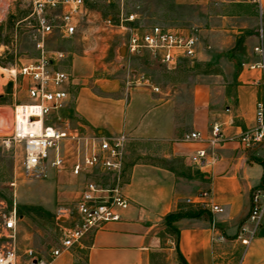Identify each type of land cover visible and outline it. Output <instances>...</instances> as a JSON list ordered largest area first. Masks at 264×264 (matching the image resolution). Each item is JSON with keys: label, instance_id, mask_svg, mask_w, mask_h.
Segmentation results:
<instances>
[{"label": "crops", "instance_id": "1", "mask_svg": "<svg viewBox=\"0 0 264 264\" xmlns=\"http://www.w3.org/2000/svg\"><path fill=\"white\" fill-rule=\"evenodd\" d=\"M219 4L221 12L215 15L219 50L201 51V41L213 26L199 29L195 62L214 66L222 49L237 44L249 56L244 60L242 50L237 54L229 51L224 68L217 67L194 84L187 106L178 102L181 90L168 86L169 82L157 86L160 95L143 85L133 87L128 99L123 98L118 84L121 75L117 73L126 60L117 55L121 39L113 49V67L100 60L104 56L101 49L96 54L65 51L52 63L67 58L60 70L69 79L63 84L67 98L63 107L51 112V123L62 120L89 134L122 131L127 136L121 189L128 205L115 210L118 219L91 229L57 259L58 264H181L178 254L186 264H264V235H254L247 245L240 243L244 235L241 228L250 227L246 220L250 193L263 173L257 159L264 161V141L244 147L237 139L240 132L256 125V104L264 95V68L258 67L259 63L264 65L261 17L259 37L257 34L250 42H243L240 34L253 27L255 7L240 2ZM253 30L248 31L249 36ZM255 47L262 48V56ZM250 64L257 66L250 68ZM165 94L171 97L164 99ZM213 124L220 126V142L211 145L206 140H181L189 131H198L207 139ZM140 146L145 151L138 154L144 160L125 163V154ZM199 148L207 154L214 151L217 160L211 166H192L188 155ZM68 174L78 181L77 195L84 175ZM203 190L208 194L199 200L219 205L221 212L184 202ZM179 209L201 214L167 224L165 216ZM67 217L62 223H68ZM259 224L264 229V214Z\"/></svg>", "mask_w": 264, "mask_h": 264}, {"label": "built area", "instance_id": "2", "mask_svg": "<svg viewBox=\"0 0 264 264\" xmlns=\"http://www.w3.org/2000/svg\"><path fill=\"white\" fill-rule=\"evenodd\" d=\"M30 19L34 33L38 36L35 46L39 55L26 63L9 70L27 79V102L14 107L13 124L8 134L0 136V146L9 148L19 145L17 159L19 174L31 178H43L47 175L46 166L63 169L68 167L71 175H84V182L72 204L68 223L57 226L58 245L51 247L46 257H37L31 248L17 252L15 236V208L8 213H0V236L8 241L0 244V264H58L57 259L73 245L79 243L91 229L100 227L107 221L118 219L116 209L125 208L128 199L121 189V172L124 145L127 136L124 132L113 135L86 133L80 127L70 126L59 120L51 123L49 116L53 110L63 107L67 90L63 84L69 75L53 68L52 63L63 57L61 51H45L43 38L55 32L65 38L73 35L83 20L87 21L88 10L83 0H29ZM110 3L113 0H104ZM122 1V0H119ZM215 3L240 2L255 7L257 15L262 16V0H214ZM57 12V14H54ZM137 14L125 13L122 7L112 20L107 16L104 27L112 30L121 38L124 45L125 69L135 77L134 83L149 86L157 92L158 87L149 82L142 73L130 70L131 58H146L161 64L166 69H175L178 65L192 64L198 52L199 37L196 29L167 27L158 24L139 26L135 24ZM56 18V19H55ZM262 56V48L255 47ZM256 65L250 64L249 67ZM258 67L264 68L263 63ZM256 125L252 129L240 132L237 139L244 147L264 141V104L257 102L255 111ZM222 133L218 124L210 127L207 139L198 131H189L181 136L183 141H203L214 145L220 142ZM50 154V156H49ZM192 166L201 168L211 166L217 155L209 154L205 149H196L188 155ZM11 186L14 182L10 183ZM208 191H200L194 197L184 198L188 204L208 207L211 212H221L222 207L215 203L199 200L207 196ZM2 204V202H0ZM264 214V188H253L250 193V205L246 220L249 228H241L244 234L240 243L247 245L254 236L256 228ZM21 255L25 260H21Z\"/></svg>", "mask_w": 264, "mask_h": 264}, {"label": "rangeland", "instance_id": "3", "mask_svg": "<svg viewBox=\"0 0 264 264\" xmlns=\"http://www.w3.org/2000/svg\"><path fill=\"white\" fill-rule=\"evenodd\" d=\"M83 2L89 12L87 21L83 20L70 37L62 38L55 32L45 36L43 38L45 51L96 54L101 49L100 54L104 56L100 60L106 64V67H113L115 65L113 49L121 38L104 27L103 20L107 16H111L114 20L120 7L125 13L135 12L137 14L135 24L141 27L158 24L196 29L198 34L199 29L213 26L210 34L201 41V51L219 50L216 48V41L220 35L216 29L215 15L221 12L222 5L215 3L214 0H113L110 3L104 0H83ZM29 11V0H0V136L10 132L14 119V107L27 102V79L17 74L13 77L9 70L39 55V49L35 46L38 36L30 25V19L26 18ZM258 22V15H254L251 28L254 29L252 31L254 33L249 36L251 33L248 31L251 29H244L240 34V41L250 42L257 34L259 37ZM261 27L264 44V3ZM240 50L243 53L241 58L248 59L249 55L244 53L243 46L237 44L233 48L222 49L223 54L216 57L215 62L218 64L214 66L199 64L194 60L193 66L183 63L169 70L149 59L134 57L129 60L128 67L130 70L142 73L150 83L158 87L166 86L168 82V86L178 87L181 90L178 102L187 106L194 84L206 78L208 72L218 70L217 67L224 68L229 51L237 54ZM67 63L66 58L52 64V67L64 69ZM122 63V69L117 71L121 75L118 84L126 100L133 87L143 86V84H135V77L130 73L127 78L125 69L127 62ZM159 92L155 93L160 95ZM162 97L166 99L171 96L165 94ZM261 101L264 104V95ZM132 150L125 154V163L144 160L138 154L145 151L143 146ZM19 153V145L9 148L0 146V202H2L0 213H8L12 206L15 208L14 242L19 254L24 248H31L37 257H46L49 249L58 245L57 226L63 224V220L70 214L78 190V181L68 174L67 166L61 170H54L47 165V175L43 178L23 176L17 169ZM12 182H14L13 186L10 185ZM6 241L8 240L0 236V244ZM21 260H25L23 255Z\"/></svg>", "mask_w": 264, "mask_h": 264}, {"label": "trees", "instance_id": "4", "mask_svg": "<svg viewBox=\"0 0 264 264\" xmlns=\"http://www.w3.org/2000/svg\"><path fill=\"white\" fill-rule=\"evenodd\" d=\"M257 161L261 164V166L263 168V173L261 175V178H260L259 184L257 185V188L263 189L264 188V161L261 159H257ZM200 214H201L200 211L191 212V211L179 209L176 212L167 214L165 216V221L167 224H169L171 221L176 220V219L183 217V216H198ZM254 235L255 236L264 235V229L260 228V224H258ZM178 259H179V262L181 264H186L185 261L183 260V258L181 257V255H179V254H178Z\"/></svg>", "mask_w": 264, "mask_h": 264}, {"label": "water", "instance_id": "5", "mask_svg": "<svg viewBox=\"0 0 264 264\" xmlns=\"http://www.w3.org/2000/svg\"><path fill=\"white\" fill-rule=\"evenodd\" d=\"M124 45L123 44H121V45H119V47L117 48V55L119 56V57H123L124 56Z\"/></svg>", "mask_w": 264, "mask_h": 264}]
</instances>
